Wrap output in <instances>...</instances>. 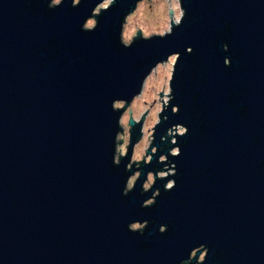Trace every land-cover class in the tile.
<instances>
[{
	"label": "water",
	"instance_id": "water-1",
	"mask_svg": "<svg viewBox=\"0 0 264 264\" xmlns=\"http://www.w3.org/2000/svg\"><path fill=\"white\" fill-rule=\"evenodd\" d=\"M105 1L0 0V264H264V0H178L128 44L142 0ZM170 57L149 157L131 116L116 158Z\"/></svg>",
	"mask_w": 264,
	"mask_h": 264
},
{
	"label": "rangeland",
	"instance_id": "rangeland-1",
	"mask_svg": "<svg viewBox=\"0 0 264 264\" xmlns=\"http://www.w3.org/2000/svg\"><path fill=\"white\" fill-rule=\"evenodd\" d=\"M55 1L59 0H53V2ZM107 3H110V0L103 2L96 10L100 9L103 4ZM137 4L138 6H136L135 9L125 18L123 23L121 39H127V44L138 34L139 27L142 28L144 35L154 32H166L169 31L174 24V20L178 21L181 16L178 0H142ZM85 25H94V20L89 19ZM173 63L174 57H170L168 61L158 64L145 79L141 93L126 106L125 111L123 112L124 129H121L117 134V138L122 136L123 138L121 144H117L116 158L121 156V151H126L130 129L128 120L131 116H136V121L143 117V132L133 147L131 162L141 157H149L147 150L152 139V128L157 122V115L160 112L162 105L166 104L168 101V83L171 77ZM114 105L123 106L124 103L117 102ZM172 151L176 150L174 149ZM170 171H172V169L166 167V170L159 172L158 176L164 175ZM136 177L137 172L129 178L130 183L127 184V187L134 183ZM152 183L153 177L149 174L145 184L150 186ZM169 185H171V182L167 184V186ZM149 202H152V200L145 202V204ZM139 225L143 224L136 223L131 225V227ZM202 257L203 254L198 258Z\"/></svg>",
	"mask_w": 264,
	"mask_h": 264
},
{
	"label": "bare ground",
	"instance_id": "bare-ground-1",
	"mask_svg": "<svg viewBox=\"0 0 264 264\" xmlns=\"http://www.w3.org/2000/svg\"><path fill=\"white\" fill-rule=\"evenodd\" d=\"M130 182L128 181V184H129Z\"/></svg>",
	"mask_w": 264,
	"mask_h": 264
}]
</instances>
